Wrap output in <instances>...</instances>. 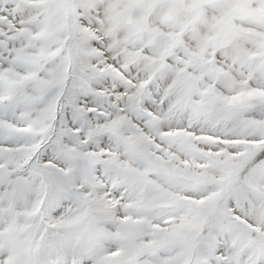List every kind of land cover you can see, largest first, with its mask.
Segmentation results:
<instances>
[{
    "label": "snow or ice",
    "instance_id": "1",
    "mask_svg": "<svg viewBox=\"0 0 264 264\" xmlns=\"http://www.w3.org/2000/svg\"><path fill=\"white\" fill-rule=\"evenodd\" d=\"M0 264H264V0H0Z\"/></svg>",
    "mask_w": 264,
    "mask_h": 264
}]
</instances>
